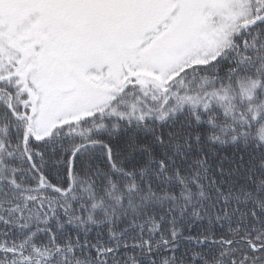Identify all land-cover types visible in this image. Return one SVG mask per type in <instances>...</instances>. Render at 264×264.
Returning a JSON list of instances; mask_svg holds the SVG:
<instances>
[{
    "label": "snow or ice",
    "instance_id": "obj_1",
    "mask_svg": "<svg viewBox=\"0 0 264 264\" xmlns=\"http://www.w3.org/2000/svg\"><path fill=\"white\" fill-rule=\"evenodd\" d=\"M0 264H264V0H0Z\"/></svg>",
    "mask_w": 264,
    "mask_h": 264
}]
</instances>
